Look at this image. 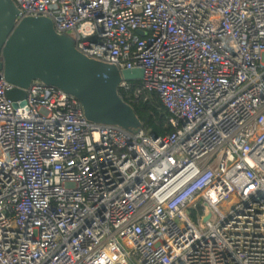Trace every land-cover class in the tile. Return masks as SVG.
Masks as SVG:
<instances>
[{
  "label": "built area",
  "instance_id": "2783aa9c",
  "mask_svg": "<svg viewBox=\"0 0 264 264\" xmlns=\"http://www.w3.org/2000/svg\"><path fill=\"white\" fill-rule=\"evenodd\" d=\"M11 1L141 70L118 91L156 93L172 132L37 81L13 108L0 72V264H264V0Z\"/></svg>",
  "mask_w": 264,
  "mask_h": 264
},
{
  "label": "water",
  "instance_id": "95a60500",
  "mask_svg": "<svg viewBox=\"0 0 264 264\" xmlns=\"http://www.w3.org/2000/svg\"><path fill=\"white\" fill-rule=\"evenodd\" d=\"M0 72L14 87L8 93L13 108L24 105L25 90L37 81L75 98L92 124L141 129L133 109L118 95L119 83L140 81L141 70L119 73L84 56L69 38L55 32L49 19L20 18L11 0H0Z\"/></svg>",
  "mask_w": 264,
  "mask_h": 264
},
{
  "label": "trees",
  "instance_id": "16d2710c",
  "mask_svg": "<svg viewBox=\"0 0 264 264\" xmlns=\"http://www.w3.org/2000/svg\"><path fill=\"white\" fill-rule=\"evenodd\" d=\"M118 95L134 111L141 123V130L149 136L162 137L172 132L169 113L162 106L156 93H150L146 102L135 99L130 93L119 90Z\"/></svg>",
  "mask_w": 264,
  "mask_h": 264
},
{
  "label": "rangeland",
  "instance_id": "374dc122",
  "mask_svg": "<svg viewBox=\"0 0 264 264\" xmlns=\"http://www.w3.org/2000/svg\"><path fill=\"white\" fill-rule=\"evenodd\" d=\"M63 36L69 38L74 43V37L70 33L65 32V33H63Z\"/></svg>",
  "mask_w": 264,
  "mask_h": 264
}]
</instances>
